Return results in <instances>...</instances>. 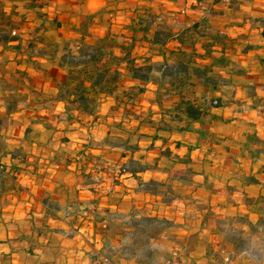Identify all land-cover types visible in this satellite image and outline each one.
Segmentation results:
<instances>
[{
	"label": "crops",
	"instance_id": "0c3cea01",
	"mask_svg": "<svg viewBox=\"0 0 264 264\" xmlns=\"http://www.w3.org/2000/svg\"><path fill=\"white\" fill-rule=\"evenodd\" d=\"M1 3L19 40L0 45V264H139L117 248L142 218L168 222L150 244L167 246L165 264H257L258 244L238 251L220 223L264 220V0ZM82 44L120 59L92 116L58 97L62 57ZM129 52L137 66L185 62L189 80L134 78ZM183 97L222 105L192 121Z\"/></svg>",
	"mask_w": 264,
	"mask_h": 264
},
{
	"label": "trees",
	"instance_id": "16d2710c",
	"mask_svg": "<svg viewBox=\"0 0 264 264\" xmlns=\"http://www.w3.org/2000/svg\"><path fill=\"white\" fill-rule=\"evenodd\" d=\"M199 26L200 24H195L193 29L197 30ZM168 36L170 37L171 35L159 33L155 40L157 42H163L164 38ZM178 37L183 41L181 35ZM18 40L19 35L17 33V25L9 16H7L0 0V45H9ZM125 59L128 61L129 71L133 77L137 79L150 80L152 71L156 69L162 73L161 80L170 82L173 87L177 84V87L180 88L189 80L188 64L185 62L180 63L177 66L165 64L162 67L154 68L153 66H137L131 58L130 52L126 54ZM119 62L120 59L113 54L105 60L103 45L82 44L77 52L72 49L67 50L62 57V64L68 69L69 77L67 82L58 84L59 99L67 102V108L69 110L73 108L89 116L94 115L98 107L99 94L111 93L116 88L120 79V73L118 70L112 71L111 68ZM194 72L195 74L204 75L206 68H195ZM214 102L217 103L215 104ZM221 105L219 99H212L209 106L201 107L183 97L177 109L178 111H182L188 119L192 121H201L204 116L211 115V107H220ZM16 107V99H10L8 110H14ZM6 125V120L0 118V131ZM0 168L4 169V166L0 165ZM15 170L19 171L18 168H15ZM150 219L157 222L168 223L164 220ZM230 219L234 221H244V225L249 227L246 239L250 242V247H252L255 238H264V220L253 224L249 218L245 216ZM230 242L235 244L237 250H240L242 246L240 240L234 238L231 239ZM250 247L248 249H250ZM248 249H245V251Z\"/></svg>",
	"mask_w": 264,
	"mask_h": 264
},
{
	"label": "rangeland",
	"instance_id": "374dc122",
	"mask_svg": "<svg viewBox=\"0 0 264 264\" xmlns=\"http://www.w3.org/2000/svg\"><path fill=\"white\" fill-rule=\"evenodd\" d=\"M13 171L15 173L18 172L17 170ZM127 225L131 230L125 234L126 241L121 247L117 248V251L127 257H134L139 264H165V259L169 256L167 246L161 243L154 246L150 244L153 238L163 239V235L166 233L167 228H169V224L160 221L157 222L150 218H142L130 220ZM116 229L117 231L115 230V232H118L120 228L117 226ZM220 230L225 240L229 242L234 238L240 240L242 246L238 251L248 249L251 246L250 242L246 239L247 231L244 221H234L230 218L222 220ZM254 241L258 244L255 247L254 260L259 264L264 259V238H255ZM176 255H173L174 259H170V263L182 264Z\"/></svg>",
	"mask_w": 264,
	"mask_h": 264
},
{
	"label": "built area",
	"instance_id": "2783aa9c",
	"mask_svg": "<svg viewBox=\"0 0 264 264\" xmlns=\"http://www.w3.org/2000/svg\"><path fill=\"white\" fill-rule=\"evenodd\" d=\"M215 104L217 103V102H214Z\"/></svg>",
	"mask_w": 264,
	"mask_h": 264
}]
</instances>
